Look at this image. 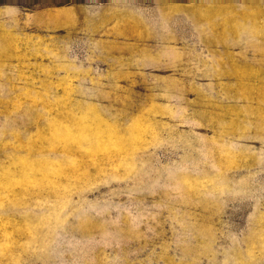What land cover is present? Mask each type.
<instances>
[{
	"label": "rangeland",
	"instance_id": "1",
	"mask_svg": "<svg viewBox=\"0 0 264 264\" xmlns=\"http://www.w3.org/2000/svg\"><path fill=\"white\" fill-rule=\"evenodd\" d=\"M73 1L0 0V264H264L258 78L101 70Z\"/></svg>",
	"mask_w": 264,
	"mask_h": 264
},
{
	"label": "crops",
	"instance_id": "2",
	"mask_svg": "<svg viewBox=\"0 0 264 264\" xmlns=\"http://www.w3.org/2000/svg\"><path fill=\"white\" fill-rule=\"evenodd\" d=\"M29 19L68 30V43L76 38L101 70L188 69L229 85L256 77L264 87V0H75Z\"/></svg>",
	"mask_w": 264,
	"mask_h": 264
}]
</instances>
